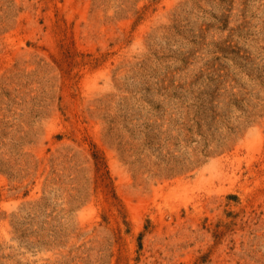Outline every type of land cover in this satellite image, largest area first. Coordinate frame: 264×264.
Instances as JSON below:
<instances>
[{
  "label": "rangeland",
  "instance_id": "374dc122",
  "mask_svg": "<svg viewBox=\"0 0 264 264\" xmlns=\"http://www.w3.org/2000/svg\"><path fill=\"white\" fill-rule=\"evenodd\" d=\"M0 264H264V0H0Z\"/></svg>",
  "mask_w": 264,
  "mask_h": 264
}]
</instances>
